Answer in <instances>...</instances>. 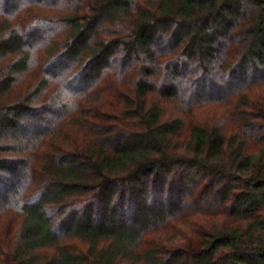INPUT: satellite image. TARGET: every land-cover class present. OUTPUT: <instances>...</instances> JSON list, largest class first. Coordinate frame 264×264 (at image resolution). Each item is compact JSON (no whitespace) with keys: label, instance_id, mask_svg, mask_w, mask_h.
I'll list each match as a JSON object with an SVG mask.
<instances>
[{"label":"trees","instance_id":"1","mask_svg":"<svg viewBox=\"0 0 264 264\" xmlns=\"http://www.w3.org/2000/svg\"><path fill=\"white\" fill-rule=\"evenodd\" d=\"M6 215L0 264H264V0H0Z\"/></svg>","mask_w":264,"mask_h":264},{"label":"rangeland","instance_id":"2","mask_svg":"<svg viewBox=\"0 0 264 264\" xmlns=\"http://www.w3.org/2000/svg\"><path fill=\"white\" fill-rule=\"evenodd\" d=\"M63 82H64V86H63V88H65L66 86H67V83H66V81H64L63 80ZM61 84V83H60ZM10 214H12V215H15L14 213H10ZM12 218L9 216V215H6V217L2 220V221H0V222H4V221H6V220H11ZM15 221V223H16V220H14Z\"/></svg>","mask_w":264,"mask_h":264}]
</instances>
